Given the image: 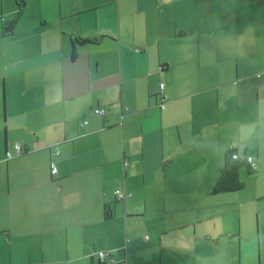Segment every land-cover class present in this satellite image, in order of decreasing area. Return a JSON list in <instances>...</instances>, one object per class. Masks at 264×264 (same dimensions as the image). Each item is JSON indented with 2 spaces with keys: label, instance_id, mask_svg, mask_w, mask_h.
Segmentation results:
<instances>
[{
  "label": "crops",
  "instance_id": "obj_1",
  "mask_svg": "<svg viewBox=\"0 0 264 264\" xmlns=\"http://www.w3.org/2000/svg\"><path fill=\"white\" fill-rule=\"evenodd\" d=\"M0 264H264V0H0Z\"/></svg>",
  "mask_w": 264,
  "mask_h": 264
},
{
  "label": "trees",
  "instance_id": "obj_2",
  "mask_svg": "<svg viewBox=\"0 0 264 264\" xmlns=\"http://www.w3.org/2000/svg\"><path fill=\"white\" fill-rule=\"evenodd\" d=\"M243 153L245 151L241 150ZM232 150L228 149L225 153L224 163L221 167V172L218 180L213 186V191L219 190H230L235 189L241 186L242 182L238 179L236 169L240 165V162H243L248 165V162L240 157L239 159L232 158ZM249 166V165H248ZM250 170H254L250 168Z\"/></svg>",
  "mask_w": 264,
  "mask_h": 264
},
{
  "label": "built area",
  "instance_id": "obj_3",
  "mask_svg": "<svg viewBox=\"0 0 264 264\" xmlns=\"http://www.w3.org/2000/svg\"><path fill=\"white\" fill-rule=\"evenodd\" d=\"M162 88H163V82L160 83V89H162ZM160 105L163 106V100H162ZM94 112L98 113L100 115L106 114V110L104 108H101V107L94 108ZM14 147L17 149L18 152H21L22 147L20 144L15 143ZM228 149L232 150V153H231L232 158L239 159L240 157H243L248 162V165L250 168L255 169L257 167L256 161L253 158V156H251L247 153H243L241 150H238L234 146V144H231ZM54 153H57V151H55ZM6 155L11 156V153L8 150H6ZM50 165H51L50 171L52 173H54L56 171V167L52 161H51ZM114 193L118 199H124L126 196L130 195V192L124 191L120 188L115 189ZM97 253H98V256L100 259H104L105 255L108 254V251L99 250Z\"/></svg>",
  "mask_w": 264,
  "mask_h": 264
},
{
  "label": "water",
  "instance_id": "obj_4",
  "mask_svg": "<svg viewBox=\"0 0 264 264\" xmlns=\"http://www.w3.org/2000/svg\"><path fill=\"white\" fill-rule=\"evenodd\" d=\"M11 27H9V29H10ZM8 28H6V30H9ZM86 39H82V40H76L75 38H74V41H78V42H83V41H85ZM248 168L250 169V167L248 166Z\"/></svg>",
  "mask_w": 264,
  "mask_h": 264
},
{
  "label": "rangeland",
  "instance_id": "obj_5",
  "mask_svg": "<svg viewBox=\"0 0 264 264\" xmlns=\"http://www.w3.org/2000/svg\"><path fill=\"white\" fill-rule=\"evenodd\" d=\"M243 177V176H242ZM244 178V177H243Z\"/></svg>",
  "mask_w": 264,
  "mask_h": 264
}]
</instances>
